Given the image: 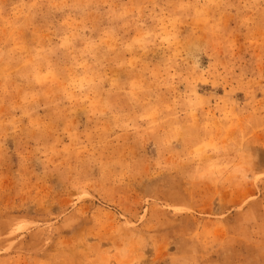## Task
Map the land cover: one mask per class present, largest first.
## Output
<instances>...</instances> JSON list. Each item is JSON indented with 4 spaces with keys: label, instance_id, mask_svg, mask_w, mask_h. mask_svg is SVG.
Returning <instances> with one entry per match:
<instances>
[{
    "label": "rangeland",
    "instance_id": "obj_1",
    "mask_svg": "<svg viewBox=\"0 0 264 264\" xmlns=\"http://www.w3.org/2000/svg\"><path fill=\"white\" fill-rule=\"evenodd\" d=\"M72 261L264 264V0H0V264Z\"/></svg>",
    "mask_w": 264,
    "mask_h": 264
},
{
    "label": "snow or ice",
    "instance_id": "obj_2",
    "mask_svg": "<svg viewBox=\"0 0 264 264\" xmlns=\"http://www.w3.org/2000/svg\"><path fill=\"white\" fill-rule=\"evenodd\" d=\"M183 7V5H180ZM81 7L84 8H100L102 7L99 4H83ZM122 16L127 15V13H122ZM115 35V33H113ZM147 35L140 36L137 40L133 41L132 44L127 45V47L131 48L134 45H144L146 46L150 41L147 40ZM67 41L65 43L59 45L60 48H64L67 45ZM92 49L91 55L94 61L95 65H98V68L96 69L97 76L93 77L92 80L88 81V84L92 87L98 86L99 84H102L103 81L108 79V70L112 67H120L121 64L119 61L110 62L111 60V54L112 50L108 49L107 47L98 45L95 41L90 42L89 45H87ZM98 77V78H97ZM119 85V78L115 77L112 80V87L108 88L107 91L109 93H113V89H117ZM83 87V84L81 85ZM119 93H123V95H115L114 99H112L110 102L106 101V107L109 109V111H114L115 107H119L123 103L128 104H134L137 102V100L140 98L139 93L144 91L143 85L136 84L135 81L132 82L131 88H118ZM72 221L71 217H67L65 219V223H70ZM243 223H247V218ZM23 225H17V227L14 229V231L19 232ZM68 264H76L75 261L68 262Z\"/></svg>",
    "mask_w": 264,
    "mask_h": 264
}]
</instances>
